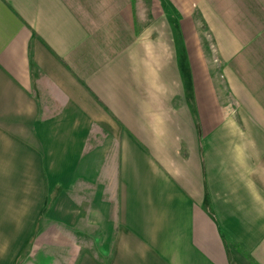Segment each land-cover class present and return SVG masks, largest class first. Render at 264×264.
<instances>
[{
	"label": "crops",
	"instance_id": "obj_1",
	"mask_svg": "<svg viewBox=\"0 0 264 264\" xmlns=\"http://www.w3.org/2000/svg\"><path fill=\"white\" fill-rule=\"evenodd\" d=\"M236 244L264 264V0H0V264Z\"/></svg>",
	"mask_w": 264,
	"mask_h": 264
},
{
	"label": "trees",
	"instance_id": "obj_2",
	"mask_svg": "<svg viewBox=\"0 0 264 264\" xmlns=\"http://www.w3.org/2000/svg\"><path fill=\"white\" fill-rule=\"evenodd\" d=\"M236 246H238V249L241 250V252L246 256V258L252 263V264H259L247 251H245L244 249H242L239 245L236 244Z\"/></svg>",
	"mask_w": 264,
	"mask_h": 264
},
{
	"label": "rangeland",
	"instance_id": "obj_3",
	"mask_svg": "<svg viewBox=\"0 0 264 264\" xmlns=\"http://www.w3.org/2000/svg\"><path fill=\"white\" fill-rule=\"evenodd\" d=\"M198 22H199L200 32H202L204 35H207L208 31H207L206 27L204 25L201 26L200 21H198ZM201 29H202V31H201ZM212 54H213V52H212Z\"/></svg>",
	"mask_w": 264,
	"mask_h": 264
}]
</instances>
